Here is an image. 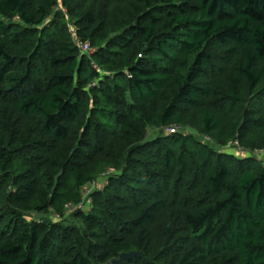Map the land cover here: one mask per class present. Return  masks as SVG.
<instances>
[{"label": "trees", "instance_id": "trees-1", "mask_svg": "<svg viewBox=\"0 0 264 264\" xmlns=\"http://www.w3.org/2000/svg\"><path fill=\"white\" fill-rule=\"evenodd\" d=\"M261 150L264 0H0V264H264Z\"/></svg>", "mask_w": 264, "mask_h": 264}, {"label": "built area", "instance_id": "built-area-1", "mask_svg": "<svg viewBox=\"0 0 264 264\" xmlns=\"http://www.w3.org/2000/svg\"><path fill=\"white\" fill-rule=\"evenodd\" d=\"M69 33L71 34V36L74 39V42L76 44V46L78 47L79 51L82 53H91L92 52V48L91 45L88 41H84L81 40L77 37V34L74 30V28H69ZM167 133H176V132H183L184 134L189 133V130H185L182 129L181 126L179 125H171L170 127H168L166 129ZM205 140H209L208 136H204ZM229 145L235 146L237 148V150H235L239 155H243L245 153H247L246 149L240 147L237 143V141L234 142H230ZM113 171L111 169H109L105 174H103L101 177H99L97 180H94L90 183H88L87 185H85L82 189L83 191V198L86 199V197L88 196V194L94 190L95 188H103L107 183H108V174L112 173ZM81 207V204H80ZM68 209L70 210L71 208L68 207Z\"/></svg>", "mask_w": 264, "mask_h": 264}, {"label": "water", "instance_id": "water-1", "mask_svg": "<svg viewBox=\"0 0 264 264\" xmlns=\"http://www.w3.org/2000/svg\"><path fill=\"white\" fill-rule=\"evenodd\" d=\"M140 254L141 253L135 252V251L128 252V253H122L119 256L118 259L112 261V264H124L125 263V260L129 259L131 256H133V255H140Z\"/></svg>", "mask_w": 264, "mask_h": 264}, {"label": "rangeland", "instance_id": "rangeland-1", "mask_svg": "<svg viewBox=\"0 0 264 264\" xmlns=\"http://www.w3.org/2000/svg\"><path fill=\"white\" fill-rule=\"evenodd\" d=\"M189 131H191V130L189 129ZM225 150H227L229 152H234L235 150H237V148L235 146L229 145V146L225 147ZM256 156L258 157V159H261L264 161V150L258 151L256 153Z\"/></svg>", "mask_w": 264, "mask_h": 264}]
</instances>
